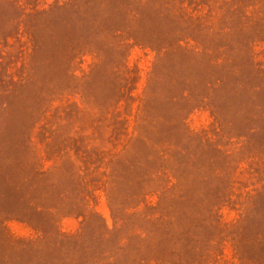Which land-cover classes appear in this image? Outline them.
Instances as JSON below:
<instances>
[{
    "label": "rangeland",
    "instance_id": "rangeland-1",
    "mask_svg": "<svg viewBox=\"0 0 264 264\" xmlns=\"http://www.w3.org/2000/svg\"><path fill=\"white\" fill-rule=\"evenodd\" d=\"M0 264H264V0H0Z\"/></svg>",
    "mask_w": 264,
    "mask_h": 264
}]
</instances>
